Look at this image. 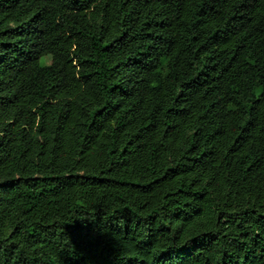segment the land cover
Wrapping results in <instances>:
<instances>
[{
	"label": "trees",
	"instance_id": "1",
	"mask_svg": "<svg viewBox=\"0 0 264 264\" xmlns=\"http://www.w3.org/2000/svg\"><path fill=\"white\" fill-rule=\"evenodd\" d=\"M0 264H264V0H0Z\"/></svg>",
	"mask_w": 264,
	"mask_h": 264
}]
</instances>
